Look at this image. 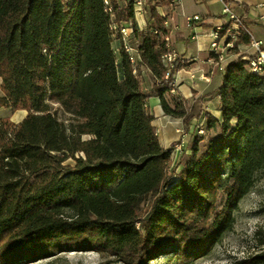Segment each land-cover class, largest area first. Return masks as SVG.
I'll use <instances>...</instances> for the list:
<instances>
[{"label": "trees", "instance_id": "obj_1", "mask_svg": "<svg viewBox=\"0 0 264 264\" xmlns=\"http://www.w3.org/2000/svg\"><path fill=\"white\" fill-rule=\"evenodd\" d=\"M158 1L135 37L164 115L186 120L189 102L172 93L186 62L169 75L162 64L171 45ZM134 20L131 0H0V109L27 113L0 120V264L71 253L195 264L234 231L264 172V78L231 62L215 93L221 118L205 116V135L173 164L123 47ZM240 23L235 53L251 44ZM237 264H264V252Z\"/></svg>", "mask_w": 264, "mask_h": 264}, {"label": "crops", "instance_id": "obj_2", "mask_svg": "<svg viewBox=\"0 0 264 264\" xmlns=\"http://www.w3.org/2000/svg\"><path fill=\"white\" fill-rule=\"evenodd\" d=\"M225 9L244 19L248 24L245 32L250 36L251 43H260L264 50V0H159L156 5L158 14L167 19L165 27L171 49L186 62V67L175 76L178 81L175 94L177 98L190 104L187 119L177 120L164 115L160 100L153 96L151 75L143 82V91L148 97V111L155 119L154 126L162 148L169 150L173 144L183 141L185 145L189 144L188 147L185 146L188 152L184 158L192 154L197 124L205 116L218 120L221 118L220 100L215 97V93L222 84V69L239 57L249 60L256 54L250 44L239 46L237 53H230L224 62L216 61L214 64L210 59L213 32L224 29L233 37L241 32L236 23L228 21L224 15ZM194 17L200 20L189 27L188 20ZM150 24V8L147 6L139 28L146 31ZM7 111L14 115L9 118L1 117V113ZM26 117V112L0 109V120H8L14 125L23 122Z\"/></svg>", "mask_w": 264, "mask_h": 264}, {"label": "rangeland", "instance_id": "obj_3", "mask_svg": "<svg viewBox=\"0 0 264 264\" xmlns=\"http://www.w3.org/2000/svg\"><path fill=\"white\" fill-rule=\"evenodd\" d=\"M118 47L119 42L115 37L113 48L117 50ZM146 79L145 77L142 81L144 82ZM56 110L57 108L52 106V113H56L61 121L68 124L69 117L60 111L56 112ZM1 115V117L9 118L14 113L7 111L2 112ZM198 125L194 129V137L197 134ZM188 145L184 144L181 159L186 156ZM185 146L187 147L185 148ZM261 252H264V172L257 175L254 189L241 202L240 209L236 213L234 231L229 233L223 243L217 246L210 255L200 259L195 264H237ZM106 261L105 257L97 253H71L62 254L38 264H103ZM166 261V258H161L154 264H165Z\"/></svg>", "mask_w": 264, "mask_h": 264}, {"label": "built area", "instance_id": "obj_4", "mask_svg": "<svg viewBox=\"0 0 264 264\" xmlns=\"http://www.w3.org/2000/svg\"><path fill=\"white\" fill-rule=\"evenodd\" d=\"M122 1V0H118ZM134 4V22H130L129 24L124 25L120 29V34L122 35V43L125 52L129 56L130 63L133 68V75L141 80H143L145 77L150 75V71L148 67L142 62V55L143 53L139 51L138 49V41L135 37V27L138 28V30L141 31L139 28V22L144 18V15L146 13V8L148 4L151 2V0H131ZM106 6L109 5L108 2H105ZM224 15L228 19L229 22H234L238 25V27L241 28L240 18L234 15L230 10L225 9ZM200 18L194 17L192 19L188 20V26L191 27L193 22H198ZM224 32V34H223ZM235 39L236 37H233L230 32H227L224 29H217L215 32L211 35V44H210V59L213 61L214 64L221 61H226V57L233 53L235 50ZM169 42V41H168ZM252 47L255 49L256 54L250 58L249 61V69L252 74H255L257 76H261L264 78V50L262 49V46L258 42H252ZM239 48V47H238ZM179 59L178 55L170 49V52L163 56L162 58V64L165 68H167L168 75L170 73V70L172 69V66L177 62ZM217 61V62H216ZM184 62V61H182ZM225 68L222 69L224 72ZM168 75L166 78H168ZM178 87V81L177 79L174 80L172 84V93H175L176 89ZM205 127H206V121L203 119L200 121L198 125V130L196 136H204L205 135ZM184 148V142H178L174 146L171 147V159L173 161V164H176L179 161L180 155L183 152Z\"/></svg>", "mask_w": 264, "mask_h": 264}]
</instances>
